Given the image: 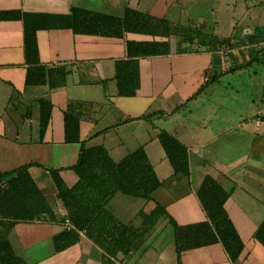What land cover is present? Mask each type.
<instances>
[{
	"label": "crops",
	"instance_id": "crops-1",
	"mask_svg": "<svg viewBox=\"0 0 264 264\" xmlns=\"http://www.w3.org/2000/svg\"><path fill=\"white\" fill-rule=\"evenodd\" d=\"M87 1L0 0V13L67 16L78 8L122 17L129 8L168 19L174 6L184 13L186 3L218 5L212 8L210 35L200 31L207 23L200 30L193 23L187 43L182 38L186 29L169 20L176 28L171 55L139 60L140 87L131 98L118 94L116 64L126 60L127 40L147 38L127 35L112 39L77 35L67 29L40 30L41 65L65 68L68 76L65 85L55 89L28 87L24 24L22 20H0V173L32 165L30 175L55 214L54 221L45 218L15 225L9 236L15 255L26 264H107L108 260L113 264H178L169 217L182 227L207 222L197 192L210 176L230 194L225 208L245 248L236 263L217 243L183 253L182 264H264V248L254 239L264 221V75H259L262 69L249 71L255 65L264 68V12H256V6L246 7L248 0H156L147 12L138 9L144 0ZM228 2L232 5H224ZM118 12L122 14L116 15ZM227 16L231 22L224 20ZM227 78L240 79L248 86L236 88L228 82L225 87ZM234 89L235 96L246 93L244 105H251L248 111L226 106ZM209 92L216 100L208 99V106L199 107V99ZM43 101L52 105L44 132L40 122ZM70 104L77 106L75 112L81 117V141L88 147H104L115 162L143 148L162 183L150 201L118 193L106 205L111 218L103 217L104 231L110 233L101 236L105 243L121 231L111 222L141 234L146 218L158 206L169 215L162 216L145 236L139 234L127 256H108L85 231L79 232L76 244L57 249L55 239L75 230L48 172L58 170L69 188L78 182L71 168L78 162L81 145L66 143L65 112ZM161 132L187 148L189 178L174 175L158 140Z\"/></svg>",
	"mask_w": 264,
	"mask_h": 264
},
{
	"label": "trees",
	"instance_id": "trees-1",
	"mask_svg": "<svg viewBox=\"0 0 264 264\" xmlns=\"http://www.w3.org/2000/svg\"><path fill=\"white\" fill-rule=\"evenodd\" d=\"M0 20H22L24 24L28 87L48 85L55 89L64 86L68 76L65 68L47 69L41 65L37 41L40 30L67 29L77 35L112 39H125L127 35L147 38V41L127 40L126 60L116 64L114 80L117 82L119 96L124 98L134 97L140 87L139 60L171 55L170 42L174 37L172 24L165 17L159 18L129 8L125 9L122 17L73 8L67 16L1 12ZM182 38L188 42L191 38L188 30H185ZM205 39L201 44L203 47L206 45ZM40 107V122L44 132L51 117L52 105L43 101ZM76 108V105L70 104L65 112V133L67 144L81 145L78 162L71 168L77 175L78 182L69 188L58 170H48L56 186L57 197L67 211V219L75 228L63 232L55 239L57 249L63 251L76 244L79 232L85 231L108 256L116 258L119 253L127 256L140 233L133 232L120 222H111L121 231L117 236L116 232L113 233L115 237L112 242H103L101 236L110 234L104 231L103 217L111 218L106 211V205L118 193L150 201L162 183L143 148L115 162L104 147H88L86 142L81 141V117L76 114ZM158 140L174 175L189 178L187 148L166 132H161ZM31 167L29 165L12 172L0 173V264H26L15 255L9 241L10 233L17 223L41 221L45 218L54 221L55 218L50 203L30 175ZM197 197L206 213L207 222L182 227L158 206L146 218L140 235L145 236L162 216H166L170 218L169 224L174 229L178 264H182L183 253L217 243L224 247L233 263L238 262L245 245L225 208L230 194L218 181L207 176L197 192ZM254 239L264 248V221L259 225ZM107 264L113 262L108 260Z\"/></svg>",
	"mask_w": 264,
	"mask_h": 264
},
{
	"label": "rangeland",
	"instance_id": "rangeland-1",
	"mask_svg": "<svg viewBox=\"0 0 264 264\" xmlns=\"http://www.w3.org/2000/svg\"><path fill=\"white\" fill-rule=\"evenodd\" d=\"M89 2H93V0H88ZM87 1V2H88ZM156 0H144V2L142 3L141 7L138 8L140 11H151L150 8L152 7V5H154L153 3H155ZM185 4V3H184ZM224 4V3H223ZM262 4V5H261ZM125 5H127V3L125 2ZM216 8V6L218 4H209V3H195V4H190L188 5V3L185 4V6L183 8L184 9V13L183 10H181V13H179L178 7L174 6V9L168 14L167 18L168 20L172 21L174 24L176 25H180V27H183L186 30H191V25H195L194 29H199V26L202 25V23H207V28L200 30L203 33V35H207L209 36L210 33L213 30V15H212V8H214V6ZM224 5L226 6H230L232 5L231 3H225ZM242 5V4H241ZM246 7H257L256 12L258 13H263L264 12V0H251V1H247L245 3ZM133 7H137L135 5H133ZM169 11V10H168ZM150 13V12H148ZM121 12H118V14L116 13V15H121ZM179 14V17H177ZM184 14V15H182ZM228 16H230L232 14V16H235V13L231 12L227 13ZM183 16V17H182ZM227 16V17H228ZM241 16V12H238L237 17ZM264 16V15H263ZM224 18V20L230 21L231 22V17L229 19L228 18ZM236 20V18L234 19ZM239 19L237 18L236 21H238ZM176 34V28H173ZM217 33V32H216ZM175 40V39H174ZM173 40V41H174ZM179 40V39H178ZM173 46H175V42H172ZM262 69L261 72H259V75H264V68L261 66L259 67L258 65H255L254 67H251L249 69L250 73L252 74L254 71ZM236 76H238V74H236ZM228 82L230 83V86L232 85V87L236 86L237 87H242L243 89L245 87L248 86V84H246L245 82H241L240 79H233V78H227L225 79L224 83H225V87L228 85ZM253 87V85H252ZM221 90L220 88L217 89V91ZM236 89L230 91L231 97L229 100H226V106L230 107H239V108H243L245 107V109L248 111V107H251V105H246L247 101L246 99V93L244 91H241L240 94L238 96L233 95V91H235ZM235 96V97H233ZM208 99H211V101H215L216 97L212 96V98L210 97V92L208 93V95L201 97L198 101L199 107H202V105L204 106H208L207 102ZM246 101V106L244 105Z\"/></svg>",
	"mask_w": 264,
	"mask_h": 264
},
{
	"label": "built area",
	"instance_id": "built-area-1",
	"mask_svg": "<svg viewBox=\"0 0 264 264\" xmlns=\"http://www.w3.org/2000/svg\"><path fill=\"white\" fill-rule=\"evenodd\" d=\"M67 223H69V221H67ZM72 228V227H71Z\"/></svg>",
	"mask_w": 264,
	"mask_h": 264
}]
</instances>
